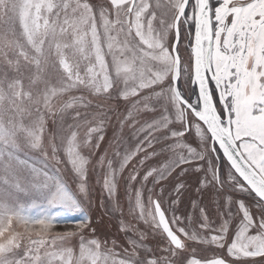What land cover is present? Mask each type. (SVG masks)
<instances>
[{
  "label": "snow or ice",
  "instance_id": "snow-or-ice-1",
  "mask_svg": "<svg viewBox=\"0 0 264 264\" xmlns=\"http://www.w3.org/2000/svg\"><path fill=\"white\" fill-rule=\"evenodd\" d=\"M88 96L134 146L96 155ZM189 173L214 211H178ZM93 176L154 246L88 236ZM0 264H264V0H0Z\"/></svg>",
  "mask_w": 264,
  "mask_h": 264
},
{
  "label": "rangeland",
  "instance_id": "rangeland-1",
  "mask_svg": "<svg viewBox=\"0 0 264 264\" xmlns=\"http://www.w3.org/2000/svg\"><path fill=\"white\" fill-rule=\"evenodd\" d=\"M90 2L94 5L97 4H107V0H90ZM187 43L186 34L181 32V47L180 52L184 59H187V52L183 47L184 44ZM180 87L182 90L187 93V87L184 85L183 80L180 81ZM88 100L91 101V106L88 109H81L82 114L87 113L89 117L92 115H97L101 111L98 105L103 106V110L107 112L109 108L114 109L115 111L110 115L104 125L103 135L104 140L100 142V149L97 152V156L104 153L105 149L109 148V144H112V147L115 148L120 146H134L136 141L133 138V127L131 126V122L124 123L121 126V120L127 115V108L129 105L128 101L123 99H119L113 96L111 99H102L97 97L88 96ZM194 99V97H193ZM134 116L137 120H144L148 119L150 114L141 113L137 115L135 110L133 109ZM119 117V118H118ZM69 122H71L69 118ZM138 126V125H137ZM57 128L53 125L52 119L49 118L47 121L46 129H45V136H48L50 133L56 131ZM170 143V141L168 142ZM164 147V144H156L155 148L159 150L160 148ZM35 159V156L32 157ZM163 157H157L154 160L150 161V163H155L157 160H162ZM199 175L198 173H189L188 179L186 183L188 184L187 191L185 195L181 198L182 202L178 207V211L186 212V213H193V215L198 214L195 212L192 207V200H202L203 206L215 210V201L218 199L215 194H209L207 190L204 191L203 195L197 193V181L196 176ZM151 187V185H149ZM90 196L92 198V211L90 213L93 221V227L95 228L94 232H89L88 236L92 237L95 236L101 240H107L109 242V246H111V241L115 240L118 246H126L127 236L133 235L131 231L127 234L120 230L121 228V221H123L126 225H133L138 227L142 231L148 233V238L145 243L150 245H155V240L152 239L151 234L147 227L142 223L133 220L132 216L129 214L128 210V200L125 196V189L123 183H121L117 196L112 200H109L107 194L102 193L101 187L99 184L96 183V177H92L91 183V192ZM119 200L123 212L120 211H113V205L116 201ZM103 203V207L101 206ZM167 207V205H165Z\"/></svg>",
  "mask_w": 264,
  "mask_h": 264
}]
</instances>
